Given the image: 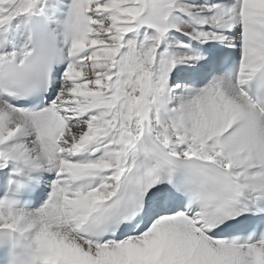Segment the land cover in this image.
Segmentation results:
<instances>
[{
    "label": "snow or ice",
    "instance_id": "1",
    "mask_svg": "<svg viewBox=\"0 0 264 264\" xmlns=\"http://www.w3.org/2000/svg\"><path fill=\"white\" fill-rule=\"evenodd\" d=\"M0 264H264V0H0Z\"/></svg>",
    "mask_w": 264,
    "mask_h": 264
}]
</instances>
